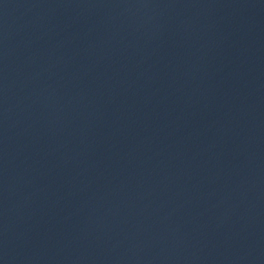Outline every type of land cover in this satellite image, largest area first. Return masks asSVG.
I'll list each match as a JSON object with an SVG mask.
<instances>
[{
    "label": "water",
    "instance_id": "1",
    "mask_svg": "<svg viewBox=\"0 0 264 264\" xmlns=\"http://www.w3.org/2000/svg\"><path fill=\"white\" fill-rule=\"evenodd\" d=\"M0 264H264V0H0Z\"/></svg>",
    "mask_w": 264,
    "mask_h": 264
}]
</instances>
